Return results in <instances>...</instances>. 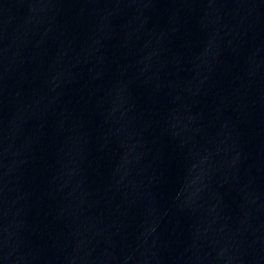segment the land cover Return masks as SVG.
Returning a JSON list of instances; mask_svg holds the SVG:
<instances>
[{
    "label": "water",
    "instance_id": "water-1",
    "mask_svg": "<svg viewBox=\"0 0 264 264\" xmlns=\"http://www.w3.org/2000/svg\"><path fill=\"white\" fill-rule=\"evenodd\" d=\"M0 264H264V0H0Z\"/></svg>",
    "mask_w": 264,
    "mask_h": 264
}]
</instances>
